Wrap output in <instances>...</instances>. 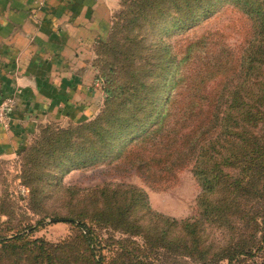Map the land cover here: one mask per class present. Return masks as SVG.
<instances>
[{
	"label": "trees",
	"instance_id": "1",
	"mask_svg": "<svg viewBox=\"0 0 264 264\" xmlns=\"http://www.w3.org/2000/svg\"><path fill=\"white\" fill-rule=\"evenodd\" d=\"M120 1L105 44L92 47L94 117L39 126L23 153L39 178L25 185L44 202L42 185L71 169L105 166L148 185L190 167L194 214L165 216L141 188L104 183L80 196L88 209L57 216L74 230L66 240L31 239V228L0 236V264H264V0ZM224 4L239 17L237 49L222 32L185 36ZM169 31L184 38L170 47Z\"/></svg>",
	"mask_w": 264,
	"mask_h": 264
},
{
	"label": "crops",
	"instance_id": "2",
	"mask_svg": "<svg viewBox=\"0 0 264 264\" xmlns=\"http://www.w3.org/2000/svg\"><path fill=\"white\" fill-rule=\"evenodd\" d=\"M109 3L0 0V101L14 102L8 127L0 126V153L20 146L38 122L96 113L90 63L109 29Z\"/></svg>",
	"mask_w": 264,
	"mask_h": 264
},
{
	"label": "rangeland",
	"instance_id": "3",
	"mask_svg": "<svg viewBox=\"0 0 264 264\" xmlns=\"http://www.w3.org/2000/svg\"><path fill=\"white\" fill-rule=\"evenodd\" d=\"M109 3V28L112 21L120 11L126 9L122 6L120 0H110ZM239 17L231 9V6L226 4L218 8V13L213 17L208 18L202 24L185 33V36L194 37L204 30L212 32H222L225 36L224 43L230 49H237L240 43L239 35ZM109 31V29H108ZM107 31V34H108ZM107 34L104 39L99 40L101 44L106 42ZM163 41L171 47L172 42L177 39L184 38L183 36H175L171 31L166 35H162ZM106 59H103L102 68L104 71ZM104 63V64H103ZM101 64V63H100ZM107 67V66H106ZM112 81H127L129 80V72L116 73L111 75ZM93 80V87L95 86ZM94 87L96 92H99L98 104L101 101V92L99 91V82ZM168 91V90H167ZM96 92L94 93L96 96ZM160 96V93H157ZM97 100V97H95ZM95 115V114H94ZM89 119L73 121L69 118L60 120H45L38 122L37 125L24 136L20 146L12 148L9 152L0 153V236L10 237L17 230H28L31 228V239H41L50 244H57L73 234V228L65 223L58 222L57 216L65 214L70 208L78 210L80 208L88 209L86 201H79L80 196L88 190L99 187L104 183H124L141 188L147 196L150 208L160 214L169 216L175 219H183L194 214L195 199L199 194V187L190 173V167L185 168L175 174L173 179L165 183H149L146 185L134 174L121 176L120 174L111 172L105 166H88L80 169H71L65 173L60 183L53 187L42 185L43 192H46L47 198L44 202L32 199L29 195V188L25 185L30 178L35 180L39 178V172L27 170L24 166L23 153L26 148L38 136V127L44 125H54L59 128H66L69 125H78ZM43 181L42 179L40 180ZM31 186H35V181H30ZM75 189L77 192L68 198V194L64 191ZM71 201L73 206H65L68 201ZM75 203V204H74ZM69 209V210H70ZM39 222V223H38ZM105 255L107 253L104 252ZM219 264H224L221 262Z\"/></svg>",
	"mask_w": 264,
	"mask_h": 264
},
{
	"label": "built area",
	"instance_id": "4",
	"mask_svg": "<svg viewBox=\"0 0 264 264\" xmlns=\"http://www.w3.org/2000/svg\"><path fill=\"white\" fill-rule=\"evenodd\" d=\"M95 86H97L95 81ZM14 107V102L11 98H5L0 101V126L2 128L8 127V116Z\"/></svg>",
	"mask_w": 264,
	"mask_h": 264
}]
</instances>
